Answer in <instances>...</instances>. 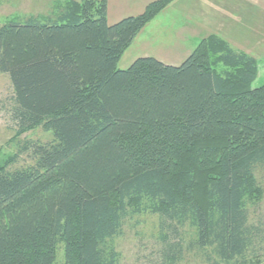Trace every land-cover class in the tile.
<instances>
[{"label": "trees", "instance_id": "1", "mask_svg": "<svg viewBox=\"0 0 264 264\" xmlns=\"http://www.w3.org/2000/svg\"><path fill=\"white\" fill-rule=\"evenodd\" d=\"M174 0L110 24L107 0H58L0 26L17 153L0 166V264H119L117 239L156 216L165 264H263L264 85L258 60L210 35L180 66L118 69ZM41 128L48 142L21 140ZM27 156L31 163L15 168Z\"/></svg>", "mask_w": 264, "mask_h": 264}, {"label": "rangeland", "instance_id": "2", "mask_svg": "<svg viewBox=\"0 0 264 264\" xmlns=\"http://www.w3.org/2000/svg\"><path fill=\"white\" fill-rule=\"evenodd\" d=\"M56 1L58 0H0V26L16 17L24 20L30 16H48ZM179 1L183 3L177 4L179 5L177 10L188 9L190 13H193L192 16L188 14L189 17L185 19L186 29H189L188 33H190L187 35L188 37L185 35L171 37V26L176 25L183 19L180 12L171 8L169 12L167 11L159 17L161 20L153 22L148 27L146 26L145 29L148 35L144 34L145 38L142 36L138 42L125 52L118 64V69L125 70L129 68L141 57H152L169 65L180 66L189 56L186 55L188 47L194 48L195 45L197 46V40L194 39L196 36L200 39L201 36H210V34L219 36L220 33L222 36L227 37L226 32H219L222 21L229 25V37L227 38L232 42L231 46L234 49L243 48L242 44L246 46L247 40L244 38L249 37V33L252 34L251 37H255V34L253 35L251 31L257 29L261 31V28L264 27V0ZM199 9L201 12L197 15ZM125 10L122 7L113 5L110 9L109 23L115 24L118 20L121 21L118 18L127 13ZM217 23L218 25H216ZM194 30H197L198 34H194ZM180 39H189L188 46H184L183 41ZM258 57L259 72L252 85L253 88L264 85V50L260 49ZM11 96L10 81L6 75L0 73V166L17 153L16 142H10L15 136L14 125L8 117ZM52 139V134L44 132L41 128L21 136V140L39 142H48ZM30 163L28 157L23 156L14 167H24ZM258 179L264 185V172L258 174ZM249 209L251 221L256 222L260 219L264 222V197L259 206L250 207ZM158 226L159 221L156 216L147 215L128 221L124 227L123 236L116 241L117 249L121 255L119 264H165L162 244L158 236ZM58 254V262L63 264V250H59ZM192 254L187 255L179 264H206L202 259L192 256Z\"/></svg>", "mask_w": 264, "mask_h": 264}, {"label": "crops", "instance_id": "3", "mask_svg": "<svg viewBox=\"0 0 264 264\" xmlns=\"http://www.w3.org/2000/svg\"><path fill=\"white\" fill-rule=\"evenodd\" d=\"M79 1V0H77ZM156 0H107V7H108V20L110 21V9L111 7L114 5L116 7H122V9H126L125 11H127L126 14L120 16L118 19L122 20L124 18H127V17H130V16H137V15H140L141 13H143V11L145 10V8L152 2H154ZM123 3V4H122ZM183 2H180L179 0H174L170 5L169 7L167 8V10H165L164 12H162L160 15H158L155 19H153L148 25H151L153 22H158L159 20V17L164 14V13H167V11L169 12V10H176L178 12H180V14H182V20L180 22H178L176 25L174 24V26H171L172 28V36L171 37H179L181 35H185L186 37H188L187 35L190 34L188 33L189 32V29L187 30V24H186V17H189L188 14H190L191 16L193 15V13H190L188 11V9H180V10H177L179 9V5L177 4H181ZM198 9V8H197ZM200 9H199V12L197 13V15L200 13ZM206 14V13H205ZM198 17V16H197ZM220 21V20H219ZM119 22V20H118ZM114 23V22H112ZM117 23V22H116ZM218 25V23L216 24ZM221 25V24H220ZM264 25V24H263ZM228 26L229 25H226V23H224L222 21V25L219 26V32L223 33V32H226V36L229 37V32H228ZM145 27V28H147ZM143 29V31L138 35V37L135 39L134 43L132 44V46L138 42V40L143 36L144 37V34L145 35H148V33H146V29ZM262 30L259 31V29H257L256 31H251L253 33V35L255 34V37H251V33H249V37H246L244 39L247 40V44L246 46L244 44H242L241 46L243 48H235L237 50H240L242 52H245L253 57H255L257 60H259V57H258V54H259V51L260 49L261 50H264V27L261 28ZM169 31H170V28H169ZM197 30H194V34H198ZM150 35V34H149ZM211 35V34H210ZM219 36L223 37V39H225L226 41H228L230 43V45H232L231 41L227 38V37H224L222 36L220 33H219ZM208 36H201L200 39L197 38V36L194 38L195 40H197V43H199L202 39L206 38ZM181 40V39H180ZM172 41L174 42V40L172 39ZM181 41H183V45L184 46H188L187 43L189 42V39H182ZM187 41V42H186ZM131 46V47H132ZM237 46H240V45H237ZM196 48V45L194 46V48H191V47H188V51H187V54L186 55H189L192 53V51ZM142 58V57H141Z\"/></svg>", "mask_w": 264, "mask_h": 264}]
</instances>
